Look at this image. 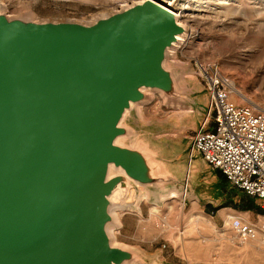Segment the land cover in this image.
<instances>
[{
    "label": "water",
    "instance_id": "95a60500",
    "mask_svg": "<svg viewBox=\"0 0 264 264\" xmlns=\"http://www.w3.org/2000/svg\"><path fill=\"white\" fill-rule=\"evenodd\" d=\"M191 33L156 0L90 22L0 12V264H132L139 254L109 234L112 209L136 205L141 187L177 184L198 197L190 138L167 142L168 158L144 139L124 143L152 93L201 110L202 92L174 60Z\"/></svg>",
    "mask_w": 264,
    "mask_h": 264
},
{
    "label": "rangeland",
    "instance_id": "374dc122",
    "mask_svg": "<svg viewBox=\"0 0 264 264\" xmlns=\"http://www.w3.org/2000/svg\"><path fill=\"white\" fill-rule=\"evenodd\" d=\"M136 1L0 0L10 16L81 22L93 21ZM184 4L188 7L182 9ZM171 7L181 12V20L194 32L174 53L187 86L204 87L198 65L215 63L231 84L256 103L250 104L264 109V0H176ZM232 98L240 104L249 103L235 92ZM184 113V108L152 93V100L137 106L135 115L127 120L135 135L126 137L124 143L131 145L138 138L144 139L159 149L160 156L168 158L171 149L167 142H189L191 132L178 126ZM201 121L198 119V128ZM199 157L201 172L195 181L198 197L190 191L182 202L184 191L177 184L141 187L129 197L136 205L118 210L119 225L112 236L117 245L139 254L132 264H264V235L241 243L229 219L242 216L259 222L264 221V213L226 206L231 200L239 202L235 192L240 189L229 181L224 184L220 171ZM256 203L261 206L260 200Z\"/></svg>",
    "mask_w": 264,
    "mask_h": 264
},
{
    "label": "built area",
    "instance_id": "2783aa9c",
    "mask_svg": "<svg viewBox=\"0 0 264 264\" xmlns=\"http://www.w3.org/2000/svg\"><path fill=\"white\" fill-rule=\"evenodd\" d=\"M198 69L208 110L201 126L189 137L193 148L233 186L260 200L264 209V109L233 100L231 81L217 64L200 63ZM230 227L241 243L264 235V221L232 216Z\"/></svg>",
    "mask_w": 264,
    "mask_h": 264
},
{
    "label": "bare ground",
    "instance_id": "6f19581e",
    "mask_svg": "<svg viewBox=\"0 0 264 264\" xmlns=\"http://www.w3.org/2000/svg\"><path fill=\"white\" fill-rule=\"evenodd\" d=\"M168 2H170L171 4L173 3V1H168ZM163 5V4H162ZM164 7H166L167 9H169V10H171V11H173V12H175L179 17H180V22H182L183 24H185L186 25V23H184L182 20H181V12H179V11H175V10H173L172 8H170V6H166V5H163ZM188 7V5L187 4H184V5H182V9H185V8H187ZM4 9H7V7L3 4V3H1L0 2V12L1 11H3ZM192 34V33H191ZM194 34V33H193ZM192 34V35H193ZM184 42H185V40H186V38H183L182 39ZM232 88H233V92H235V93H237L239 96H241V98L243 99V100H245V101H247V102H249V103H253V104H256L254 101H253V99H251V97H249L248 95H246V94H244L233 82H232ZM258 105V104H257ZM259 108V107H258ZM262 109V108H261ZM118 142L119 143H121L122 141H121V139H119L118 140ZM114 171H113V169H112V173H113ZM172 192H178V191H176V190H174V191H172ZM171 192V193H172ZM123 193L120 191V190H117L114 194H113V196H112V198H111V200H112V202L114 203V202H116V200L117 199H119V198H122V195ZM173 194V193H172ZM175 195H177V194H175ZM186 197H188V194L187 193H184L183 195H182V197H181V201L183 202V200L186 198ZM183 205H184V203H182V208H183ZM118 207H122L123 208V204L122 205H118ZM117 207H114V209H112V215H113V217H114V219H115V225H119V220H118V216H117V212H118V210L116 209ZM232 216H230L229 217V219L231 218ZM115 225H112V226H110L109 228H108V230H109V234H110V236L112 237V231H113V229L115 228ZM112 242H113V244L114 245H117L116 243H115V241L112 239Z\"/></svg>",
    "mask_w": 264,
    "mask_h": 264
},
{
    "label": "trees",
    "instance_id": "16d2710c",
    "mask_svg": "<svg viewBox=\"0 0 264 264\" xmlns=\"http://www.w3.org/2000/svg\"><path fill=\"white\" fill-rule=\"evenodd\" d=\"M219 175L221 177L222 182L226 184L228 181L226 176L222 172H219ZM235 194L239 197V202H234L233 200H231L226 202V206L232 207L240 211H252L259 214L264 213V209L256 203V198L248 195L245 191L241 189L239 191H236Z\"/></svg>",
    "mask_w": 264,
    "mask_h": 264
},
{
    "label": "crops",
    "instance_id": "0c3cea01",
    "mask_svg": "<svg viewBox=\"0 0 264 264\" xmlns=\"http://www.w3.org/2000/svg\"><path fill=\"white\" fill-rule=\"evenodd\" d=\"M198 90L202 92V96L200 98V103H201V110H198L195 114L192 113L191 111H186L184 114L186 115H181L179 121H178V126L186 128L188 131L191 133L194 132L198 127V119L202 120L204 117L205 113V107L208 102V96L206 94L205 88L198 86ZM192 116V120H188V117ZM188 126V127H187ZM191 136V135H190ZM188 136V137H190Z\"/></svg>",
    "mask_w": 264,
    "mask_h": 264
}]
</instances>
